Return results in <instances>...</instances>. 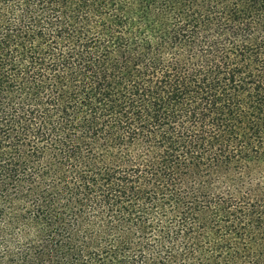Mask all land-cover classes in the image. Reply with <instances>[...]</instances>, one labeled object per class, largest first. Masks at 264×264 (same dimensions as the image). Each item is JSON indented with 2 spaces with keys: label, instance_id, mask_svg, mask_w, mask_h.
I'll use <instances>...</instances> for the list:
<instances>
[{
  "label": "trees",
  "instance_id": "trees-1",
  "mask_svg": "<svg viewBox=\"0 0 264 264\" xmlns=\"http://www.w3.org/2000/svg\"><path fill=\"white\" fill-rule=\"evenodd\" d=\"M0 264H264V0H0Z\"/></svg>",
  "mask_w": 264,
  "mask_h": 264
}]
</instances>
